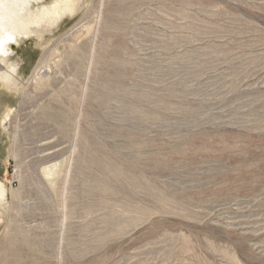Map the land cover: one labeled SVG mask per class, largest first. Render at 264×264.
<instances>
[{"label": "rangeland", "instance_id": "1", "mask_svg": "<svg viewBox=\"0 0 264 264\" xmlns=\"http://www.w3.org/2000/svg\"><path fill=\"white\" fill-rule=\"evenodd\" d=\"M36 31L0 85V264H264V0H76Z\"/></svg>", "mask_w": 264, "mask_h": 264}, {"label": "bare ground", "instance_id": "2", "mask_svg": "<svg viewBox=\"0 0 264 264\" xmlns=\"http://www.w3.org/2000/svg\"><path fill=\"white\" fill-rule=\"evenodd\" d=\"M75 2L76 0H0V65L2 66L0 85L2 88L18 90L15 79L18 65L10 58L13 55L12 44L18 46L20 42L36 36L38 34L36 30L46 24H57L65 15L73 12ZM40 66L41 68L33 70V80L42 79L43 66ZM10 112L5 109L3 117H0L1 120L9 121ZM4 197L5 187L0 182V202Z\"/></svg>", "mask_w": 264, "mask_h": 264}]
</instances>
